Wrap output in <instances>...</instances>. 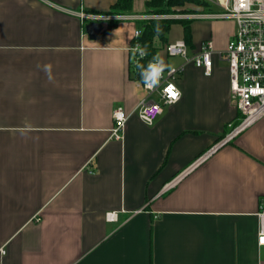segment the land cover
Wrapping results in <instances>:
<instances>
[{
    "label": "crops",
    "instance_id": "crops-1",
    "mask_svg": "<svg viewBox=\"0 0 264 264\" xmlns=\"http://www.w3.org/2000/svg\"><path fill=\"white\" fill-rule=\"evenodd\" d=\"M115 2L0 0V264H264V116L163 191L238 118L224 59L213 54L206 74L164 45L222 51L235 23L197 17L217 8L194 4L171 23L153 59L183 66L180 97L146 125L137 107L158 96L142 87L153 76L135 77L129 46L136 16L151 13L132 0L114 14ZM89 22L101 24L94 39ZM117 107L129 114L120 140Z\"/></svg>",
    "mask_w": 264,
    "mask_h": 264
},
{
    "label": "built area",
    "instance_id": "built-area-1",
    "mask_svg": "<svg viewBox=\"0 0 264 264\" xmlns=\"http://www.w3.org/2000/svg\"><path fill=\"white\" fill-rule=\"evenodd\" d=\"M209 7H216L217 11H205L196 14L197 17H209L232 20L235 30L227 42L224 50H214L211 41H205L200 49L188 55L184 40L178 39L164 45L168 56L183 57L197 67H201L206 74L211 70L212 56L217 54L227 62L229 72V94L238 118L234 123L228 124V130L213 146L198 156L192 165L177 177L167 182L163 191L169 190L186 174L190 168L207 159L218 147L231 141L239 133L243 132L264 116V0H203ZM82 19L101 20L106 16L101 14L86 13L83 9L76 12ZM184 14L175 15V17ZM154 17L153 14H144L136 18L147 21ZM140 30L133 32L132 42L129 46L133 54V67L144 58L145 52L141 47L138 37ZM183 66L162 69L159 62L152 59L144 69V73L153 76L146 80L142 87L150 94H156L158 100H142L136 110L138 118L146 125H151L162 112V104H171L180 97V91L174 84V79L182 72ZM171 89L176 95L173 97ZM148 95V96H149ZM129 114L121 107L112 112L113 125L110 137L120 140ZM120 211H107L105 220L116 222ZM258 220L257 245H264V196L259 200L256 211ZM4 250L0 248V254Z\"/></svg>",
    "mask_w": 264,
    "mask_h": 264
},
{
    "label": "trees",
    "instance_id": "trees-1",
    "mask_svg": "<svg viewBox=\"0 0 264 264\" xmlns=\"http://www.w3.org/2000/svg\"><path fill=\"white\" fill-rule=\"evenodd\" d=\"M132 0H116L115 4L111 7V13L120 14L127 12L131 9ZM186 3H192L197 5H203L209 7L203 0H147L146 6L149 11L156 13H170L175 11V8L183 7ZM173 9V10H171ZM180 11V10H179ZM172 21H152L143 22L139 26L140 35L138 40L141 47L145 52L144 58L139 60L134 70V75L139 80H145L147 77L143 73L144 69L148 66L149 62L155 57L156 46L153 45V39L159 37L164 39L165 33L168 31ZM184 26V31L188 33V22H181Z\"/></svg>",
    "mask_w": 264,
    "mask_h": 264
},
{
    "label": "rangeland",
    "instance_id": "rangeland-1",
    "mask_svg": "<svg viewBox=\"0 0 264 264\" xmlns=\"http://www.w3.org/2000/svg\"><path fill=\"white\" fill-rule=\"evenodd\" d=\"M187 4H191V3H186L183 7H181V8H179V7H177V8H175V11H170V13H156V12H151V11H149V9H148V7H147V10L149 11V13H151V14H153L154 15V17H152L151 19H149V20H147V21H144V22H147V23H149V22H152V21H167V22H169V21H172V22H174V21H179V20H176V19H178V17H175V15H178V14H184L185 12H191V10H187V7L188 6H192L193 4H191V5H187ZM194 5H197V4H194ZM171 10H173V9H171ZM180 10V11H179ZM195 11V10H194ZM193 12V11H192ZM158 38L159 37H155L154 39H153V45H155V46H157V41L159 42V40H158ZM156 39V40H155ZM159 44H161V43H159ZM158 44V45H159ZM163 46V45H162Z\"/></svg>",
    "mask_w": 264,
    "mask_h": 264
},
{
    "label": "water",
    "instance_id": "water-1",
    "mask_svg": "<svg viewBox=\"0 0 264 264\" xmlns=\"http://www.w3.org/2000/svg\"><path fill=\"white\" fill-rule=\"evenodd\" d=\"M101 31V24L98 22H89L85 25V32L90 39H94Z\"/></svg>",
    "mask_w": 264,
    "mask_h": 264
},
{
    "label": "snow or ice",
    "instance_id": "snow-or-ice-1",
    "mask_svg": "<svg viewBox=\"0 0 264 264\" xmlns=\"http://www.w3.org/2000/svg\"><path fill=\"white\" fill-rule=\"evenodd\" d=\"M171 92V94L173 95V97H175V93L171 91V89L169 90Z\"/></svg>",
    "mask_w": 264,
    "mask_h": 264
}]
</instances>
